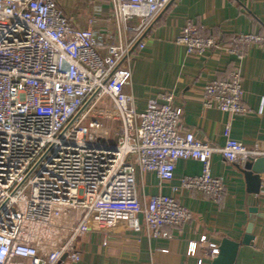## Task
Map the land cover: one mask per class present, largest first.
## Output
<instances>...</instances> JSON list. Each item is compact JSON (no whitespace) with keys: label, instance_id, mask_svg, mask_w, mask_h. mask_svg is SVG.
<instances>
[{"label":"built area","instance_id":"1","mask_svg":"<svg viewBox=\"0 0 264 264\" xmlns=\"http://www.w3.org/2000/svg\"><path fill=\"white\" fill-rule=\"evenodd\" d=\"M181 1L111 0L110 38L96 29L97 12L85 28L75 27L63 0H0V264L77 263L79 237L121 223L150 238L170 237L166 228L190 222L192 212L175 195L141 194L139 176L172 181L179 160L198 161L200 174L182 177L172 190L219 202L226 183L212 173L214 153L240 166L264 156L231 137L235 116L250 111L237 63L202 92L206 107L228 115L223 146L182 130L183 109L171 92L138 108L133 55L155 19ZM176 43L188 54L218 51L241 60L250 48H264V33L223 41L188 20ZM199 250L219 253L206 235L188 250L204 264Z\"/></svg>","mask_w":264,"mask_h":264},{"label":"crops","instance_id":"2","mask_svg":"<svg viewBox=\"0 0 264 264\" xmlns=\"http://www.w3.org/2000/svg\"><path fill=\"white\" fill-rule=\"evenodd\" d=\"M62 5L75 27L85 28L88 17L97 12L98 32L110 38L116 32L111 0H63ZM188 20L198 24L201 35L213 33L223 41L237 33H264V0H183L160 14L147 33L145 47L133 55L132 92L138 108L143 110L150 98L171 92L183 109L182 130L193 131L216 147L223 146L228 115L218 108L206 107L202 92L205 84L237 63L250 111L235 116L231 137L248 147L264 149V48H250L241 60L218 51L202 56L188 54L183 45L176 43ZM239 167L214 153L212 173L226 183L225 195L219 202L201 193L172 190L182 177L200 174L202 166L198 161L179 160L172 181H160L156 174L147 173L140 178V193L175 195L192 212L190 222L167 227L170 237L160 238L136 232L126 223L104 232L92 231L76 243L81 260L71 263L64 257L59 264H197L196 257L188 254L192 241L206 235L209 243L219 247L225 235L240 240L251 221L252 199ZM262 178L255 204L258 215L254 239L250 245L240 246L235 264H264V174ZM197 255L203 256L204 264L212 263L213 258L202 250Z\"/></svg>","mask_w":264,"mask_h":264},{"label":"water","instance_id":"3","mask_svg":"<svg viewBox=\"0 0 264 264\" xmlns=\"http://www.w3.org/2000/svg\"><path fill=\"white\" fill-rule=\"evenodd\" d=\"M247 183V191L251 195L252 206L250 207L251 221L246 227L245 233L240 240L225 235L219 246V253L211 264H235L241 245H250L254 239V220L258 215V208L255 205L259 200L264 174V156L257 159H250L244 166H240Z\"/></svg>","mask_w":264,"mask_h":264},{"label":"rangeland","instance_id":"4","mask_svg":"<svg viewBox=\"0 0 264 264\" xmlns=\"http://www.w3.org/2000/svg\"><path fill=\"white\" fill-rule=\"evenodd\" d=\"M137 22V21H136ZM141 179H140V176L138 177V186L140 187L141 186V181H140ZM48 226H47V228L45 227L44 229H43V232L44 233H47L48 231ZM65 235H66V232H62L61 233V239L63 240L64 238H65ZM51 236H56V233L55 232H53V231H51ZM83 237V236H82ZM82 237H79L78 239H77V241H76V243H78L79 241H81V238Z\"/></svg>","mask_w":264,"mask_h":264}]
</instances>
